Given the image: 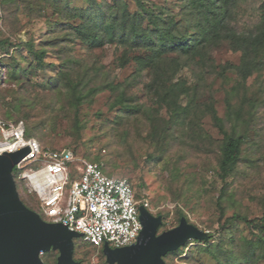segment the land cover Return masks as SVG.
Returning <instances> with one entry per match:
<instances>
[{
  "label": "trees",
  "instance_id": "1",
  "mask_svg": "<svg viewBox=\"0 0 264 264\" xmlns=\"http://www.w3.org/2000/svg\"><path fill=\"white\" fill-rule=\"evenodd\" d=\"M82 2L84 7L75 5V0H0L9 15L22 9L30 19L45 18L49 26L46 38L39 41L34 36L17 41L21 29L0 38V106L5 117L16 124L23 121L26 137L41 141L47 137L49 124L67 121L79 140L84 129L83 104L97 93L111 90L115 99L110 109L122 113L117 118L130 115L134 120H144L145 139L156 147L155 154L149 155L153 162L161 161L167 148L175 144L216 156L214 169L224 184L217 206L223 210L227 179L237 171L264 104V82H258L255 90L248 86L252 77L260 81L264 76V16L253 30L239 32L231 23L237 0H177L178 11L148 0ZM63 42H80L89 49L120 47V67L133 59L139 70L148 71L150 79L145 89L151 105L138 103L125 89L120 90L119 84L99 85L101 70L94 66L84 68L83 61L75 57H62L66 50ZM225 43L240 54V62L222 66L219 72V76L225 77L227 71H232L237 77L236 85L227 93V115L222 118L214 97L199 104L198 85H189L179 74L185 67H213L211 52ZM133 53L136 55L130 56ZM51 54L60 65L47 61ZM49 68L55 69L53 75L47 73ZM40 74L44 75L41 81H34ZM11 86L22 91H14ZM207 117L222 139H214L206 132L203 120ZM104 172L111 176L105 165ZM17 187L24 204L41 214L38 199L28 194L23 183H17ZM24 195L30 200H25ZM136 198L139 200V195ZM253 200L262 209L261 217L251 219L237 213L220 227L218 240L210 233L208 241H189L167 254L166 264H172L181 255H185L181 259L187 264H201L195 259L201 254L208 255L216 264H264V195ZM184 216L179 209L178 222ZM241 223L250 237L244 235ZM84 241L75 240L74 256L79 249L90 247ZM191 242L198 245L186 250ZM100 253L104 256L103 251ZM57 257V253L42 255L49 264H57Z\"/></svg>",
  "mask_w": 264,
  "mask_h": 264
},
{
  "label": "rangeland",
  "instance_id": "2",
  "mask_svg": "<svg viewBox=\"0 0 264 264\" xmlns=\"http://www.w3.org/2000/svg\"><path fill=\"white\" fill-rule=\"evenodd\" d=\"M110 1V0H106ZM159 6L173 7L178 11L177 0H148ZM75 5L84 7L82 0H75ZM264 16V0H237L231 19L232 25L239 32L253 30ZM8 23V25H7ZM22 30L16 40L26 41L33 37L39 41L45 39L49 33V26L45 18L30 19L21 9L16 15L5 12L0 3V38L13 35V32ZM66 47L62 57H75L83 61L84 68L92 66L99 68L101 74L98 84L121 85L120 90H126L127 95L134 97L138 103L151 105L145 86L150 76L147 70H139L137 63L130 59L124 67H120V58L123 50L117 45H107L100 49H89L80 42H63ZM136 53L130 54V56ZM56 56L51 54L47 61L60 65ZM212 66L205 69L185 67L179 78L188 81L189 85H198V103H205L210 96L215 99V107L222 118L227 115V93L236 85L237 77L234 72L227 71L225 77L219 76L222 66L238 65L240 54L233 52L225 43L211 52ZM53 75L55 69H48ZM44 75L40 74L34 81H41ZM260 81L252 77L248 86L255 90ZM35 87V86H34ZM12 90L21 92L19 87L11 86ZM32 89V88H31ZM37 90H39L37 88ZM115 99L111 90L97 93L91 100L86 101L81 110V121L84 126L81 139H77L67 121L59 120L49 124L46 128L45 141L35 138L46 149H68L85 161L103 163L107 173L116 178L127 179L134 187L139 201L148 204V209L155 216H163L164 226L159 230L176 227L178 210H182L190 223L207 231L219 239L220 227L228 218L242 213L249 218L261 217V207L253 197L264 195V104L259 110L256 120L255 133L246 142L242 159L237 171L227 179L226 198L223 201V210L217 206L218 198L224 187L216 175V156L193 152L186 145H170L164 158L153 162L149 155L155 154L156 147L150 146L143 129L144 120H134L130 115L123 119L117 118L122 113L111 110L110 106ZM11 101V98H8ZM187 98L183 103L186 104ZM0 106V118L13 123L3 113ZM203 127L214 139L223 136L213 125L210 117L203 120ZM38 168L37 165L34 166ZM14 173H16L14 171ZM16 175V174H15ZM18 185L21 181L16 178ZM25 200H30L27 195ZM41 212V211H40ZM245 236L250 232L245 224H240ZM84 241V237L81 238ZM89 248H81L75 254V260L83 264H107L106 257L100 252L103 248L93 247L84 241ZM198 244L191 242L186 250L194 249ZM88 251V255H84ZM51 254L58 252H50ZM49 253V254H50ZM185 255L177 257L172 264H187L182 261ZM198 263L216 264L206 254L195 256Z\"/></svg>",
  "mask_w": 264,
  "mask_h": 264
},
{
  "label": "built area",
  "instance_id": "3",
  "mask_svg": "<svg viewBox=\"0 0 264 264\" xmlns=\"http://www.w3.org/2000/svg\"><path fill=\"white\" fill-rule=\"evenodd\" d=\"M25 147L30 153L15 166L14 176L38 199L45 221L82 233L98 249L137 242L143 229L139 207L148 204L137 200L127 179L106 175L103 163L80 159L72 150H43L35 138L26 137L23 121L0 118V154Z\"/></svg>",
  "mask_w": 264,
  "mask_h": 264
},
{
  "label": "water",
  "instance_id": "4",
  "mask_svg": "<svg viewBox=\"0 0 264 264\" xmlns=\"http://www.w3.org/2000/svg\"><path fill=\"white\" fill-rule=\"evenodd\" d=\"M30 153L25 147L0 154V264H49L42 255L58 252L57 264H83L75 260V240L84 237L61 223H50L28 208L20 197L14 168ZM143 229L135 244L112 248L106 243L107 264H166L165 256L189 241H208L210 233L189 223L186 217L169 230L159 232L163 216L140 205Z\"/></svg>",
  "mask_w": 264,
  "mask_h": 264
}]
</instances>
